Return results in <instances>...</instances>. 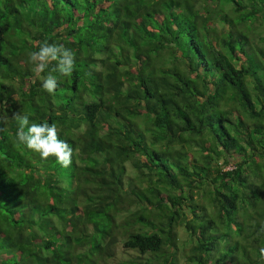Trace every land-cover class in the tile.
Masks as SVG:
<instances>
[{"label":"trees","instance_id":"trees-1","mask_svg":"<svg viewBox=\"0 0 264 264\" xmlns=\"http://www.w3.org/2000/svg\"><path fill=\"white\" fill-rule=\"evenodd\" d=\"M43 41L69 76H36ZM261 225L264 0H0V264H262Z\"/></svg>","mask_w":264,"mask_h":264},{"label":"clouds","instance_id":"clouds-1","mask_svg":"<svg viewBox=\"0 0 264 264\" xmlns=\"http://www.w3.org/2000/svg\"><path fill=\"white\" fill-rule=\"evenodd\" d=\"M29 61L35 65L34 72L37 77H40V74L52 62H55L54 71L67 77L74 70L75 54L62 44H49L47 41H43L39 45L38 51L29 53ZM57 86L58 82L55 76L49 74L41 78V87L47 93H54ZM13 117L18 122L15 135L20 144L38 154L43 160L54 157L63 168L72 164L73 148L67 141L59 138L58 130L54 124L47 122L29 124V116L21 115L19 112L13 113ZM260 232L264 233V225H261ZM260 260L264 264V248L260 249Z\"/></svg>","mask_w":264,"mask_h":264},{"label":"rangeland","instance_id":"rangeland-1","mask_svg":"<svg viewBox=\"0 0 264 264\" xmlns=\"http://www.w3.org/2000/svg\"><path fill=\"white\" fill-rule=\"evenodd\" d=\"M126 166H127L128 170H129V169H131V167L129 166V164H128V163H127V165H126ZM229 166H230V165H228L227 167H229ZM180 234H182V233H181V231H180ZM118 255H119V254H117L116 256H118Z\"/></svg>","mask_w":264,"mask_h":264}]
</instances>
